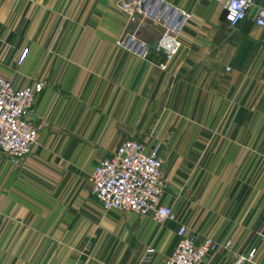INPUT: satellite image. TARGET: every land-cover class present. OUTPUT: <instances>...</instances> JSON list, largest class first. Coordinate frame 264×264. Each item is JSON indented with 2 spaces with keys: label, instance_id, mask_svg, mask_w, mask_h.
Wrapping results in <instances>:
<instances>
[{
  "label": "crops",
  "instance_id": "obj_1",
  "mask_svg": "<svg viewBox=\"0 0 264 264\" xmlns=\"http://www.w3.org/2000/svg\"><path fill=\"white\" fill-rule=\"evenodd\" d=\"M119 1L0 0V77L42 85L29 155L0 156V264H159L178 224L230 243L201 264L251 249L264 264V28L251 22L264 0L232 30L210 0H166L190 17L164 69L159 30ZM124 34L145 58L115 45ZM126 138L157 147L177 223L103 213L91 197L92 166Z\"/></svg>",
  "mask_w": 264,
  "mask_h": 264
},
{
  "label": "built area",
  "instance_id": "obj_2",
  "mask_svg": "<svg viewBox=\"0 0 264 264\" xmlns=\"http://www.w3.org/2000/svg\"><path fill=\"white\" fill-rule=\"evenodd\" d=\"M210 1L223 10L224 24L230 30L246 20L253 7V0ZM117 8L129 22L159 30L153 49L163 56L164 63L159 68L164 69L181 47L179 34L189 13L166 0H120ZM251 22L264 28V6L255 8ZM115 45L137 58H145L148 52V46L136 34H124ZM25 52L23 50L21 57ZM41 89L40 83L14 87L0 77V156L11 165L21 164L35 144L37 128L30 116ZM89 182L90 195L103 213H130L139 219L150 218L156 225L177 223L171 208L162 204L165 185L156 146L147 151L140 142L123 139L109 156L92 166ZM175 235L174 247L159 264H201L208 255L230 246L228 241L218 244L208 238L196 243L182 224H178ZM253 255V249L247 254L234 255L230 264H253Z\"/></svg>",
  "mask_w": 264,
  "mask_h": 264
},
{
  "label": "rangeland",
  "instance_id": "obj_3",
  "mask_svg": "<svg viewBox=\"0 0 264 264\" xmlns=\"http://www.w3.org/2000/svg\"><path fill=\"white\" fill-rule=\"evenodd\" d=\"M140 39H141V38H140ZM179 50H180V48H179ZM179 50H178V52H179ZM178 52H177V53H178ZM176 55H177V54H176ZM176 55H175V56H176ZM163 183H164V182H163Z\"/></svg>",
  "mask_w": 264,
  "mask_h": 264
}]
</instances>
